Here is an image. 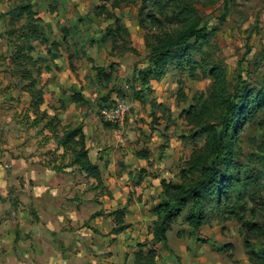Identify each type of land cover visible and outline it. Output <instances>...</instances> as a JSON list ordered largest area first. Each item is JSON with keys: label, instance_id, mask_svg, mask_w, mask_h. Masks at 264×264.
Instances as JSON below:
<instances>
[{"label": "rangeland", "instance_id": "1", "mask_svg": "<svg viewBox=\"0 0 264 264\" xmlns=\"http://www.w3.org/2000/svg\"><path fill=\"white\" fill-rule=\"evenodd\" d=\"M20 1L0 0V264H109L108 257L135 253L151 241L156 208L167 200L162 181L193 184L201 175L199 158L210 159L206 130L222 134L227 122L231 173L240 175L247 194L234 202L233 218L216 209L198 229L188 222L190 201L168 234L172 245H188L204 264H253L248 246L264 253V107L236 119L217 99L223 94L232 107L240 83L254 94L263 88L264 0H182L178 6L129 0L118 8L114 0H34L46 36L32 41L43 68L40 76L32 70L45 98L38 116H48L40 120L12 58L22 41L7 33L27 22L7 13ZM103 7L125 30L116 40L106 38L117 26L107 13L99 15ZM182 8L189 17L179 18ZM191 26L213 33L206 43L192 40L185 56L172 55L154 75L149 44ZM217 66L220 77L212 74ZM78 93L84 102L72 101ZM117 101L131 110L123 124L112 125L102 108ZM54 116L53 128L45 127ZM95 120L102 123L100 138L91 136L88 146L86 135V142L102 187L78 167L54 170L72 159L57 143L65 126L84 128ZM120 208L130 225L111 234L110 213ZM160 245L149 242L157 252Z\"/></svg>", "mask_w": 264, "mask_h": 264}, {"label": "trees", "instance_id": "2", "mask_svg": "<svg viewBox=\"0 0 264 264\" xmlns=\"http://www.w3.org/2000/svg\"><path fill=\"white\" fill-rule=\"evenodd\" d=\"M129 0H114L115 7L118 8L122 3ZM173 4L179 5L182 0H170ZM34 0H21L14 8L10 9L7 13L10 15L11 20L26 18V24L22 25L18 30L7 32L9 35H17V39L22 41V44L16 46V51L12 55V58L19 67V72L24 81H27L25 85L26 91L31 95V109L34 110L36 119L46 118L47 113L43 112L42 116H38L40 113V106L44 104V92L43 89H38V81L33 75L32 70H36L40 76L43 68L41 65V58H35L32 53L34 52V46L32 41L46 39V36L42 34L39 29V23L42 21L38 16V12L34 9ZM190 10L182 8L178 11L179 18L189 17ZM107 13L109 18L115 20L117 26V32H114L112 28H109L106 32V38H112L116 40V36L122 31H125L121 26V21L118 16L110 12L103 7L99 10V15ZM123 29V30H122ZM212 31H208L206 28H198V26H191L184 33L178 35L158 36L156 37L157 45L153 46L149 44L152 56V64L154 66L153 74L159 75L163 70L167 68L169 59L174 54H181L185 56L190 49L189 43L192 40H196L202 43H206L208 38L212 35ZM46 70H50L46 65ZM99 74L106 73L104 68L97 67ZM222 71V68L217 66L212 74L215 77H220L218 72ZM246 83H240L237 86L235 97L237 103L232 104L229 107L228 100L223 98V94L218 97L217 101L221 107H228V113L230 117H236V119H244L247 115L251 114L258 108L264 107V85L258 94H254L253 90L246 89ZM241 90V91H240ZM72 101L76 103L84 102L85 97L78 93L72 96ZM105 104L103 107H106ZM57 117L54 116L45 125V127H52L53 123L57 121ZM35 121V124L39 122ZM228 121V120H227ZM223 122L226 123V120ZM108 123V122H107ZM229 124H225L222 134L210 127L208 130V143L207 148L209 150L210 159H201V175L193 183L187 184L183 181L182 184L175 185L168 183L166 180L162 181V186L167 196V200L162 202L157 208V220L151 226L152 239L149 242L154 244L163 243L168 244V232L171 228L173 220L182 212V207L186 206L190 201L193 202V206L190 209V216L188 222L194 229H198L207 222L208 215L216 209H224V212L230 218L235 215L233 208L235 201H241L247 194V185L244 184L239 174L231 173L236 167L233 166V154L227 150V146L224 145V136L229 135ZM57 143L59 147L65 150V153H70L72 159L66 165L56 166L54 168L57 172H63L65 169L71 167H78L82 172H85L89 177L93 178L97 186H103L102 171L99 166L90 158V151L86 142V134L82 125L73 127L71 125L65 126V129L61 136H57ZM225 158L222 157V154ZM226 166V171L223 167ZM146 174V173H145ZM222 211V210H221ZM125 208H120L110 213L115 217V227L111 234H120L125 231L130 224L125 222ZM208 214V215H207ZM104 212H96L91 218L94 219L99 216H103ZM149 242L138 244V249L134 253V261L132 263L126 262L125 264H164L159 259V254L154 247L149 246ZM248 246V245H247ZM248 255L253 264H264V253L260 254L255 252L254 249L248 246Z\"/></svg>", "mask_w": 264, "mask_h": 264}, {"label": "crops", "instance_id": "3", "mask_svg": "<svg viewBox=\"0 0 264 264\" xmlns=\"http://www.w3.org/2000/svg\"><path fill=\"white\" fill-rule=\"evenodd\" d=\"M94 123L95 124H90V125L87 124L84 126V131L87 135L88 146H89V142H92V139H90L91 136H95L92 138H95L97 141L100 138L101 129L99 130V128L101 127L102 123L98 120H95ZM49 189H51V188H49ZM160 192L161 191H159V193ZM136 219H137V221H141L142 216H137ZM129 220L132 222L131 219H129ZM181 245H179V247L172 245L170 243V236L168 234V244L167 245H165V244L160 245L158 248V253L161 257V261L164 264H204L205 263V261L202 258H199L198 256L190 253L187 250L188 245H185V246L184 245L181 246ZM134 251H135V249L132 250L130 255L125 253L119 259L114 258V260H113L112 258L108 257L107 263H109V264H125L126 262L132 263L134 261ZM115 261H117V263Z\"/></svg>", "mask_w": 264, "mask_h": 264}, {"label": "built area", "instance_id": "4", "mask_svg": "<svg viewBox=\"0 0 264 264\" xmlns=\"http://www.w3.org/2000/svg\"><path fill=\"white\" fill-rule=\"evenodd\" d=\"M104 120L112 125H121L130 114L131 106L126 101H117L112 106L102 108Z\"/></svg>", "mask_w": 264, "mask_h": 264}]
</instances>
